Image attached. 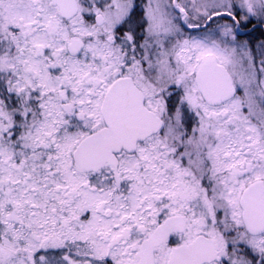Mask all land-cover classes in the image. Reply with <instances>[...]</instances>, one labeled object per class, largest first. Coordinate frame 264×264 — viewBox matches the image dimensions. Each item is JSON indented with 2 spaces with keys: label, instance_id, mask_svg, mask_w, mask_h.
<instances>
[{
  "label": "snow or ice",
  "instance_id": "1",
  "mask_svg": "<svg viewBox=\"0 0 264 264\" xmlns=\"http://www.w3.org/2000/svg\"><path fill=\"white\" fill-rule=\"evenodd\" d=\"M0 264H264V0H0Z\"/></svg>",
  "mask_w": 264,
  "mask_h": 264
}]
</instances>
